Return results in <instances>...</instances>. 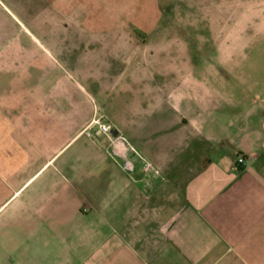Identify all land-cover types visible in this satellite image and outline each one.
Segmentation results:
<instances>
[{"label": "crops", "instance_id": "obj_1", "mask_svg": "<svg viewBox=\"0 0 264 264\" xmlns=\"http://www.w3.org/2000/svg\"><path fill=\"white\" fill-rule=\"evenodd\" d=\"M0 4V264H264V91L216 75L209 86L171 52L156 50L146 74L99 50L82 73L96 96L56 77L44 92L55 49L12 43ZM125 68L128 90L145 89L130 111L118 103ZM95 118L148 166L129 155L125 167Z\"/></svg>", "mask_w": 264, "mask_h": 264}, {"label": "rangeland", "instance_id": "obj_2", "mask_svg": "<svg viewBox=\"0 0 264 264\" xmlns=\"http://www.w3.org/2000/svg\"><path fill=\"white\" fill-rule=\"evenodd\" d=\"M2 1L14 14L12 43L19 42L18 34L20 42L28 47L36 48L39 42L55 49L45 53L44 92L55 91L56 77L72 85L78 82L96 96L99 89L94 78H84L82 73L91 66L89 56L98 55L99 50L109 60L116 53L125 62L136 60L146 74L147 65L156 59V50L171 52L176 60L181 57L189 62V72L196 71L191 76L199 77L197 71L206 75L209 86L214 87L216 75L246 82L253 93L264 91V0ZM1 9L0 4L3 34L7 20ZM113 68L109 69V81H114L113 76L120 71L115 64ZM129 72L125 68V90L118 100L125 111L131 110L135 95L139 98L145 94L142 81L134 84L136 93L128 90L132 85ZM28 90L40 88L29 84ZM117 90L120 88L114 87L109 92Z\"/></svg>", "mask_w": 264, "mask_h": 264}, {"label": "built area", "instance_id": "obj_3", "mask_svg": "<svg viewBox=\"0 0 264 264\" xmlns=\"http://www.w3.org/2000/svg\"><path fill=\"white\" fill-rule=\"evenodd\" d=\"M92 124L96 126L97 134H103L108 137L112 152L120 157H123L125 167H132V161L129 159V155L139 158L145 167L148 166L147 161L138 153L125 136L120 133L113 132V127L110 123L95 118L92 120ZM245 162L246 159H244V157L237 156V165L245 164Z\"/></svg>", "mask_w": 264, "mask_h": 264}]
</instances>
